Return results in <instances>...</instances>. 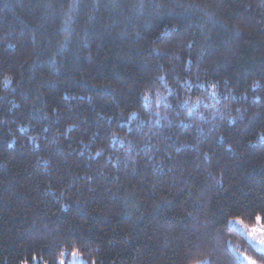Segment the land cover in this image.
Returning a JSON list of instances; mask_svg holds the SVG:
<instances>
[{
    "label": "trees",
    "instance_id": "trees-1",
    "mask_svg": "<svg viewBox=\"0 0 264 264\" xmlns=\"http://www.w3.org/2000/svg\"><path fill=\"white\" fill-rule=\"evenodd\" d=\"M64 2L0 0V72L11 70L19 80L14 91L8 89L10 95L0 96V264H42L41 257L55 252L53 241L63 237L98 251L103 264H173L165 253L173 255L174 248V259H179L194 228L200 227L197 220L209 195L214 198L217 222L222 207H264V141L249 144L256 130L264 127V115L250 120L246 113L235 124L223 122L219 132L208 133L207 123L202 132L181 125L178 135L187 143L182 145L175 137L166 142L180 151L169 164L173 171L165 168L164 174H158L163 183H156L143 168L130 177L148 210L136 214L133 209L131 215L123 192L113 196L103 190L91 199L73 200L67 211L60 210L55 188L45 192L49 182L60 181L55 177L45 180L40 174L43 168L34 166L36 156L47 150L27 142L33 132H43L48 126L43 135L51 137L54 129L63 131L66 121H75L81 126H99L103 136L108 117L121 128L133 126L135 117L118 121L115 114L138 102V85L154 77L159 66L169 67L177 55V63L185 66L199 57L202 67L210 66L209 79L221 84L228 80L237 89L233 99L220 95V85L207 88L208 100L197 105L200 111H211L209 105L219 110L224 103H250L238 93L254 77L264 78V15L255 8L254 0H209L229 21L227 25L219 17L208 21L202 10L189 6L194 0H79L81 17L73 41L66 50L53 54L51 45L59 22L54 13ZM154 47L164 50L154 51ZM179 74H171L172 79ZM105 82L108 87L102 86ZM163 85L160 81L158 90ZM189 87L205 91L199 82H190ZM213 91L217 92L215 98ZM166 95H173L171 86ZM13 97L19 102L17 107L11 103ZM140 103L150 111L151 97ZM260 107L264 112V101ZM45 111L50 113L47 118ZM29 121L32 127L25 129ZM8 129L20 137L12 147ZM196 136L201 137L198 145ZM112 143L114 148L121 147ZM203 152L209 153L208 159ZM49 154L61 161V169L66 155L75 157L74 152L69 155L60 149ZM217 173L227 190L215 184ZM153 186L169 197V202L160 203L155 210L150 204L156 195ZM181 187L184 191L175 195ZM229 228L240 232L232 225ZM82 256L78 257L80 264L88 258L83 252ZM90 258L96 264L97 256Z\"/></svg>",
    "mask_w": 264,
    "mask_h": 264
},
{
    "label": "clouds",
    "instance_id": "clouds-1",
    "mask_svg": "<svg viewBox=\"0 0 264 264\" xmlns=\"http://www.w3.org/2000/svg\"><path fill=\"white\" fill-rule=\"evenodd\" d=\"M189 6L202 10L208 21H212L213 17H219L225 25L229 23L209 0H194ZM254 6L261 15H264V0H254ZM54 14L59 15V22L56 25L57 38L51 45L53 54L58 50H66L73 41L81 17L79 0H65L63 6ZM233 27L238 32L243 31L239 25H233ZM188 47L191 48L192 45ZM153 50L162 51L164 49L154 47ZM179 59L177 55L167 68L163 65L159 66L154 77L149 76L136 88V101L138 102L129 103L126 107L120 108L118 114H115L114 117L118 121L135 117L136 121L133 126L127 129L121 128L117 124H111L112 118L108 117L109 125L104 127L103 136H100L99 126L96 128H91L90 125L81 126L75 121H66L63 131L56 128L52 131L51 137L43 135L48 131V126L44 127L43 132H33L29 135L28 143L42 146L47 150L36 156L34 166L37 169L43 168L40 174L45 177V180L55 177L60 181L55 184L49 182L45 192H51L55 188L58 192L57 202L61 211H67L73 200L91 199L103 190L104 193L113 196L123 192V200L129 214L132 215L133 209L136 214H140L141 209L148 210V205L140 202L138 189L130 177L136 176L138 168H143L144 172L151 175L156 183H163L158 174H164L165 168L168 172L173 171L169 164L177 160L174 153L180 151L179 148L171 145L166 146V142L175 137V140L182 145L187 143V141L180 140L178 135V132L182 131L181 125L190 126L193 130L202 132L207 123V132L211 133L214 129L219 132L223 122L235 124L237 120L244 119L246 113L249 114L248 119L250 120L264 115L260 107L264 101V78L259 76L254 77L238 93L240 98L250 103L236 105L224 103L219 110L209 105L211 111L208 109L200 111L197 107H193V105H203L208 100L207 88H213V85H215L213 89L220 85L221 96L233 99L236 98L237 89L230 87L228 80H224L221 84L220 81L209 79L210 66L202 67L198 62L199 57L195 63L191 62L188 66L179 65L177 63ZM181 69H183L182 72ZM174 73L180 74L172 79L171 74ZM166 74L169 75L168 80H165ZM0 81H2L0 96L10 95L8 89L11 87L14 91L19 85L16 73L7 69L0 72ZM160 81H164V85L158 90ZM190 82L193 85L199 82V87L204 88L205 91H193V88L189 87ZM206 84L207 87H205ZM102 86L108 87L109 84L105 82ZM169 86L173 90L171 97L166 95ZM112 87L115 88V85ZM145 90H149L147 98ZM213 92L215 95L212 96L215 98L217 92ZM150 97L152 99L149 105L150 111H145L140 101H148ZM87 100L91 102L92 97H87ZM111 102L109 98L107 103ZM11 103L13 107L19 104L15 97L12 98ZM251 105H256V107L251 108ZM101 115L98 112L97 118ZM49 116L50 113L45 111V117ZM24 127L25 129L32 127L31 122L25 123ZM8 132L11 133L9 147H12L20 137L15 135L13 129H8ZM195 139L198 145L201 137L196 136ZM113 141L121 147L114 148ZM258 141H264V127L256 130L255 138L250 139L249 144L254 145ZM166 147L172 150H166ZM231 147L232 145H229V148ZM55 149H60L69 155L74 152L75 157L69 159L66 155L63 158L65 167L61 169V161L49 154ZM101 157L102 160L98 159ZM203 157L208 159L209 153L203 152ZM214 182L216 185L224 186V180L219 173L214 177ZM110 184L111 187H109ZM151 190L156 191L155 186ZM224 190H227L225 186ZM183 191L184 187H181L175 195ZM213 199L211 195L207 197L206 207L197 220L200 227L194 228L191 239L185 243L179 254V259H174L176 251L174 248L171 250L173 255L165 253L167 259L173 264H193L195 259L205 261L206 264H248L244 257H251L255 264H264V254L257 252L253 244L249 242L264 243V233L252 231L253 226L257 229L264 227V207L255 210L222 207L223 215L217 222L214 219L216 213L213 208ZM164 202H169V197L165 196L162 191H156L155 197L150 202L151 209L155 210L160 203ZM257 217H260L259 221ZM139 218L138 215L137 219ZM231 224H237L241 231L239 233L232 231L229 228ZM53 244L55 252L48 258L41 257L42 264H62V261L63 264H67L73 257L74 249L79 250L75 257L83 259L82 252L87 255L88 258L84 260V264H92L90 257L93 254L97 256L96 264H103V258L98 251L85 248L81 242L71 237L57 239L53 241Z\"/></svg>",
    "mask_w": 264,
    "mask_h": 264
},
{
    "label": "snow or ice",
    "instance_id": "snow-or-ice-1",
    "mask_svg": "<svg viewBox=\"0 0 264 264\" xmlns=\"http://www.w3.org/2000/svg\"><path fill=\"white\" fill-rule=\"evenodd\" d=\"M213 88H215V85H213ZM212 95H215V92H213ZM146 98H147V94H146ZM193 107H197V105H193ZM257 220L259 221L260 217H257ZM240 223H243V221H240ZM252 231L253 232L260 231V232L264 233V227L257 229L255 226H253ZM249 242L253 244V247L256 248L257 252L264 254V243L256 244L253 241H249ZM78 251H79L78 249L73 250V256L74 257L77 255ZM61 255L63 256V253ZM244 258L247 259L248 264H255V261L251 257H244ZM25 264H28V262L26 261ZM62 264H63V261H62ZM94 264H95V262H94ZM193 264H206V262L201 261L200 259H195L193 261Z\"/></svg>",
    "mask_w": 264,
    "mask_h": 264
},
{
    "label": "rangeland",
    "instance_id": "rangeland-1",
    "mask_svg": "<svg viewBox=\"0 0 264 264\" xmlns=\"http://www.w3.org/2000/svg\"><path fill=\"white\" fill-rule=\"evenodd\" d=\"M234 228L238 229L239 231H241L240 227L237 224H231ZM82 262V260H80L78 257H72L70 263L71 264H80Z\"/></svg>",
    "mask_w": 264,
    "mask_h": 264
}]
</instances>
